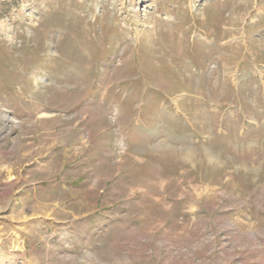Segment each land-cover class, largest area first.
<instances>
[{
    "label": "rangeland",
    "instance_id": "1",
    "mask_svg": "<svg viewBox=\"0 0 264 264\" xmlns=\"http://www.w3.org/2000/svg\"><path fill=\"white\" fill-rule=\"evenodd\" d=\"M0 264H264V0H0Z\"/></svg>",
    "mask_w": 264,
    "mask_h": 264
}]
</instances>
